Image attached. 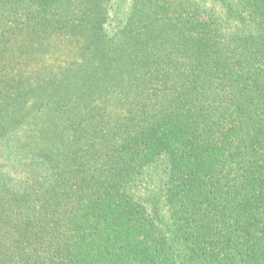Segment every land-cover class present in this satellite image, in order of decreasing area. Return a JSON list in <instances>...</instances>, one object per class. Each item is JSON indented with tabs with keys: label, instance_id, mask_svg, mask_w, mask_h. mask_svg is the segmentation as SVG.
<instances>
[{
	"label": "trees",
	"instance_id": "trees-1",
	"mask_svg": "<svg viewBox=\"0 0 264 264\" xmlns=\"http://www.w3.org/2000/svg\"><path fill=\"white\" fill-rule=\"evenodd\" d=\"M118 4L0 0V264H264V0Z\"/></svg>",
	"mask_w": 264,
	"mask_h": 264
},
{
	"label": "rangeland",
	"instance_id": "rangeland-1",
	"mask_svg": "<svg viewBox=\"0 0 264 264\" xmlns=\"http://www.w3.org/2000/svg\"><path fill=\"white\" fill-rule=\"evenodd\" d=\"M118 3L119 17L115 18L116 22L124 16L128 8V0H118ZM164 176V165L158 161L147 169L143 180L135 188L134 194L147 202L161 228L173 232L175 225L166 199ZM179 248L181 245L177 247ZM177 258L180 259H177L174 264H189L190 262L185 253L182 256L178 255Z\"/></svg>",
	"mask_w": 264,
	"mask_h": 264
}]
</instances>
